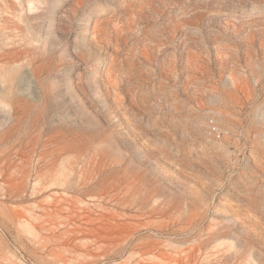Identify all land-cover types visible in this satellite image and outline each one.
I'll return each instance as SVG.
<instances>
[{
	"label": "rangeland",
	"instance_id": "374dc122",
	"mask_svg": "<svg viewBox=\"0 0 264 264\" xmlns=\"http://www.w3.org/2000/svg\"><path fill=\"white\" fill-rule=\"evenodd\" d=\"M0 264H264V0H0Z\"/></svg>",
	"mask_w": 264,
	"mask_h": 264
}]
</instances>
